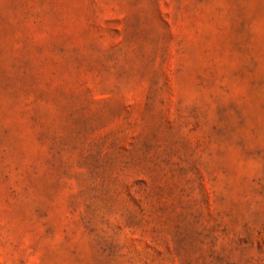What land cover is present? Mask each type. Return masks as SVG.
I'll return each instance as SVG.
<instances>
[{
  "label": "rangeland",
  "instance_id": "374dc122",
  "mask_svg": "<svg viewBox=\"0 0 264 264\" xmlns=\"http://www.w3.org/2000/svg\"><path fill=\"white\" fill-rule=\"evenodd\" d=\"M0 264H264V0H0Z\"/></svg>",
  "mask_w": 264,
  "mask_h": 264
}]
</instances>
